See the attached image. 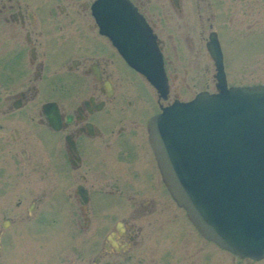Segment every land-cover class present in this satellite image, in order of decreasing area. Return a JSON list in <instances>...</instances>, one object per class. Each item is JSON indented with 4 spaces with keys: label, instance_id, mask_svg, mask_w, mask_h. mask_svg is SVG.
I'll list each match as a JSON object with an SVG mask.
<instances>
[{
    "label": "flooded vegetation",
    "instance_id": "1",
    "mask_svg": "<svg viewBox=\"0 0 264 264\" xmlns=\"http://www.w3.org/2000/svg\"><path fill=\"white\" fill-rule=\"evenodd\" d=\"M101 1L0 0V194L17 197L13 208L7 202L0 213H25L18 223L15 216L0 221V264H154L145 244L167 237L173 242H161L160 264L198 260L194 244L184 259L169 253L180 235L168 219L174 200L148 124L178 100L167 103L170 81H177L169 50L176 51L183 37L195 52L189 22L197 23L201 39L208 36L205 46L214 34L221 48L212 23L214 0H125L155 37L168 81L165 99L103 33L93 10ZM30 197L34 201L26 205ZM58 220L66 230L62 251L53 245L42 260L32 255L25 262L21 250L54 243L42 231ZM188 223L186 236L214 247ZM71 251H78L73 259ZM88 251L93 256L86 258Z\"/></svg>",
    "mask_w": 264,
    "mask_h": 264
},
{
    "label": "water",
    "instance_id": "2",
    "mask_svg": "<svg viewBox=\"0 0 264 264\" xmlns=\"http://www.w3.org/2000/svg\"><path fill=\"white\" fill-rule=\"evenodd\" d=\"M126 63L167 98L155 37L125 0L93 9ZM206 49L216 93L175 101L148 124L162 180L206 240L240 259H264V86L228 87L216 35Z\"/></svg>",
    "mask_w": 264,
    "mask_h": 264
},
{
    "label": "rangeland",
    "instance_id": "3",
    "mask_svg": "<svg viewBox=\"0 0 264 264\" xmlns=\"http://www.w3.org/2000/svg\"><path fill=\"white\" fill-rule=\"evenodd\" d=\"M236 1L214 0L215 15H217L212 23L214 24L215 31L219 34L221 42L227 85L228 87L264 86V0ZM235 3L241 6L238 7ZM234 8H237V10L239 9V14H234V17H232L233 19L229 21V16L227 15L230 12L229 15L231 16V10ZM235 17H238V19ZM196 25V22H189L191 34L188 40L195 41V52H193V54L188 47L189 44L185 41V38L183 39V37L181 39L177 38L178 42L177 49L174 51L175 53L169 50V54L172 55L171 58L173 60V64L176 67L175 73L177 81H174L173 79L170 81L171 94L169 100L167 101L168 104L172 103L175 98H177L178 100L176 101L179 102H189L201 92L209 94L216 93V89L214 87L215 79L213 77L216 70L205 46L208 36L206 35L204 36V39H201L199 34H197V31L200 32L201 30H199V28L196 30ZM182 40L185 43H182ZM39 185L42 184L39 183ZM34 189H37L35 184ZM16 198L17 197H13L11 199L4 197L3 194H0V210L2 209V205L7 204V202H9L7 205H12L13 208L17 201ZM46 200V198L43 199V201ZM32 201H34V198L30 197L26 202V205ZM173 203L169 205L171 206L169 210L167 207L168 219H172L178 227L180 241L174 251L169 253H176L184 259L185 255L190 253V245L194 244L197 246V250L193 249L192 252H194V255H196V258L198 259L195 264H239L238 260L230 253L220 249L215 244L214 247H212L211 245H205L200 241H196L195 238L193 239L192 235L186 236L184 228L189 230V220L183 210H179V208L176 209L175 206L173 207ZM57 211L62 212V208H58ZM7 212L8 210L6 213H4V211L0 213V221L3 217L13 218L15 216L14 219L18 223L21 221L20 216H25V213ZM179 212L182 215H180ZM61 222L62 220H58L55 228L48 225L42 231V235L44 237L47 234L50 236V239L51 237H54V243H51L50 241V244H47L42 249L38 248L37 251L34 249L35 245H33V250L35 251L30 253L21 250L25 262H27L32 255H35L37 259L42 260L41 258L46 257L47 253L51 250V248H53V245H55L54 249L56 253H60L62 251L60 245H64L66 230ZM157 233L158 232L156 231L155 236ZM32 237L33 235L31 238ZM167 239L161 238V241L155 239V242L151 241L150 243L145 244L146 248L144 252H147L148 249L150 250L148 253L151 254V257H153L154 264H160L158 258L159 253L161 252V242L164 245ZM188 240H191L192 242L189 243ZM87 241L89 242V240ZM167 241V243L173 242L169 239ZM76 254H78V251H71L70 259H73ZM92 254L93 253L91 252V254L87 255L86 258L92 257ZM52 257H55L53 253ZM171 260L173 261L172 258ZM9 263L10 260H8V264ZM44 263L45 262L42 260L41 264ZM68 263L69 260L65 263L62 259L59 264ZM78 263L79 261H76V264Z\"/></svg>",
    "mask_w": 264,
    "mask_h": 264
},
{
    "label": "bare ground",
    "instance_id": "4",
    "mask_svg": "<svg viewBox=\"0 0 264 264\" xmlns=\"http://www.w3.org/2000/svg\"><path fill=\"white\" fill-rule=\"evenodd\" d=\"M216 84H217V81H216ZM216 84H215V86H216ZM215 86H214V87H215ZM215 89H216V88H215Z\"/></svg>",
    "mask_w": 264,
    "mask_h": 264
}]
</instances>
